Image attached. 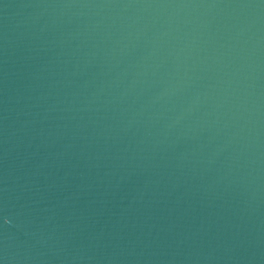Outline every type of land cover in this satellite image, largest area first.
<instances>
[{
    "label": "water",
    "instance_id": "obj_1",
    "mask_svg": "<svg viewBox=\"0 0 264 264\" xmlns=\"http://www.w3.org/2000/svg\"><path fill=\"white\" fill-rule=\"evenodd\" d=\"M0 264H264V0H0Z\"/></svg>",
    "mask_w": 264,
    "mask_h": 264
}]
</instances>
